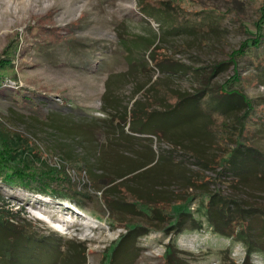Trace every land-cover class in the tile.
<instances>
[{
    "label": "rangeland",
    "instance_id": "1",
    "mask_svg": "<svg viewBox=\"0 0 264 264\" xmlns=\"http://www.w3.org/2000/svg\"><path fill=\"white\" fill-rule=\"evenodd\" d=\"M162 1H171L184 14L207 15L201 20L187 14L189 20L179 19V26L173 18L165 20L167 25L175 24L173 29L159 26L142 14L139 6H156ZM261 1L0 0V60L12 61L16 77V81L5 80L0 88V128L29 138L40 146L48 162L64 166L58 157L51 156L59 153L58 144H68L77 154H85L66 135L54 131L48 118L61 116L67 121L72 118L65 115L81 113L82 118L99 126L86 142L92 154L87 159L91 164L100 163L117 182L137 175L134 185L138 189L150 187L159 197L175 198L199 192L190 181L217 179L216 185H209L213 192L264 203V184L250 181L235 186L229 183L234 178L232 172L219 175V159L234 145L230 141L218 145L220 139L211 134L207 113L201 119L185 113L172 122L155 116L144 129L145 136L132 134L129 122L133 109H141L142 114L162 111L174 104L178 94L199 90V81L206 80L207 90L214 93L235 71L240 81L232 83L231 89L253 101L263 98L264 84L259 81L264 80V39L259 49L246 51L236 66L227 64L213 73L214 67L228 63L231 53L253 37ZM147 39L154 40L152 52ZM17 96L22 97V106ZM59 109L66 111L57 112ZM261 110L264 112L259 109L250 121L247 119L243 140L250 143L256 137L264 147V133H258L261 126L253 122L260 118ZM234 112L229 116L241 114ZM99 120H107V127ZM170 124L175 127L153 136ZM195 155L207 160L211 169L196 162ZM120 175L123 179H118ZM72 177L82 184L87 181L85 174ZM0 197L4 207L31 222L35 231L85 251L84 264H107L113 254L112 264H163L170 242L185 253L182 257L190 264H241L244 257L240 244L204 227L178 237L165 238L159 233L142 236L137 241L141 250L137 260L130 239L118 243L127 229L117 227L109 212L102 217L67 201L25 193L2 183ZM199 202L200 198H194L175 210L190 208L200 218ZM225 249L230 250L229 255L219 256ZM45 258L43 255L39 264H48ZM254 264H264V259L255 257Z\"/></svg>",
    "mask_w": 264,
    "mask_h": 264
},
{
    "label": "trees",
    "instance_id": "2",
    "mask_svg": "<svg viewBox=\"0 0 264 264\" xmlns=\"http://www.w3.org/2000/svg\"><path fill=\"white\" fill-rule=\"evenodd\" d=\"M139 10L159 26H172V29L175 28V24L167 25L165 20L173 18L178 21L179 26V19L183 22L189 20L187 14L193 18L199 17L201 20L207 15L205 14L207 12L184 14L183 10L171 1H162L156 6L140 5ZM257 11L258 20L254 22L255 31L251 33L253 37L231 53L228 63H221L214 67L213 73L227 64L236 66V62L246 55V51L260 48L264 39V0L261 1ZM145 43L151 46L149 47L151 51L154 40L147 39ZM143 61L145 63L147 59ZM130 62L135 63L133 60ZM11 63L10 59L0 60V88L9 78L16 81ZM192 75L195 77L197 73ZM239 81L240 78L235 71L234 76L222 84L214 92L215 94L212 93L213 89L207 90V81L204 80L199 81L201 85L199 90L188 95L178 94V97H174L176 99L174 104L162 111L152 113L144 111L142 114L141 109L137 112L133 109L129 120L132 125L131 133L145 136L144 129L150 126L155 116L163 121L172 122L174 118H182L181 115L184 116L185 113H193L200 119L207 113L211 123L210 132L214 138L220 139L218 145H221V142L228 143V141L234 145L232 149L225 150L224 155L220 157L221 172L219 175L222 172H232L234 178L229 183H234L235 186L250 181L264 184V147L257 142L255 136L253 142L245 143L243 140L247 119H252L253 113L259 112V109L264 111V97L253 101L241 91L231 89L232 83H239ZM259 83L263 85L264 80L261 79ZM17 101H20L19 106H22L24 101L21 96H17ZM235 110L241 114L229 116ZM60 111L66 110H57V112ZM71 112L73 115L76 114L74 110ZM82 116L81 113L75 117L70 114L65 115L67 118H72L67 121L61 116L58 119L55 118L56 120L52 117L48 118L53 123L54 131L66 135L85 154L83 156L80 153L77 154L75 149L71 148L73 146L68 144H58L56 149L59 150L60 156L57 153L51 156L58 157L59 161L65 163L64 166L58 165L59 167L48 162L40 146L35 145L34 142L32 144L29 138L11 132L8 128H0V183L9 188H17L22 192L58 202L67 201L83 211L102 214V217L109 212L110 218L116 222L117 227L125 226L127 229L118 243L130 239L129 246L137 260L141 251L137 246V241L142 236L159 233L165 238L178 237L184 232L202 231L204 227L210 228L220 237L240 244L244 249L241 264H254L255 257L264 259V203L247 202L213 192L209 185H216L217 179L213 182L202 180L201 183L190 181L199 192L197 194L185 193L184 196L178 195L175 198L168 195L159 197L151 191L150 187L144 186L145 190L138 189L134 185L137 182V175H133L128 180L127 175L123 181L117 182L118 180L112 177L100 163L91 164L87 159L88 156L92 157V154L87 151L89 147L86 142L99 126L88 122ZM263 116L264 112L257 120L253 119L254 124L261 126L258 130L260 134L264 133ZM75 118L78 120L75 121ZM122 119L119 118L120 121ZM99 122L102 123V127H107L105 124L107 120H99ZM173 127H175L174 124H170L159 128L153 136L165 133ZM217 127L223 128L216 130ZM75 135L77 138H74ZM194 159L203 168L211 169L207 160L196 155ZM214 161L215 158H213ZM72 174H85L86 183L82 184L80 180H73ZM118 179H123V175L118 176ZM128 181L133 182L127 183ZM194 198H200L197 209V212L201 213L200 218H197L190 208L189 210H175V207L183 206ZM0 200H2L1 197ZM16 214L0 203V264H39L43 255L48 264H84L85 251H80L71 242L61 243V241L35 231V226L31 222ZM114 249L112 248L111 252L115 253ZM229 252V249L220 250L219 256L229 255ZM184 254L178 250L175 243L170 242L165 248L163 264H190L187 258L182 257ZM114 260L113 254L107 264H112Z\"/></svg>",
    "mask_w": 264,
    "mask_h": 264
}]
</instances>
